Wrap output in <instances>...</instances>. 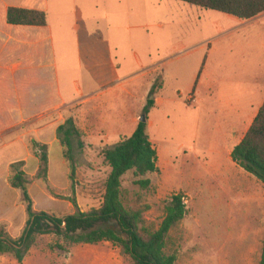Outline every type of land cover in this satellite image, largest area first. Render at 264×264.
<instances>
[{"label":"rangeland","instance_id":"1","mask_svg":"<svg viewBox=\"0 0 264 264\" xmlns=\"http://www.w3.org/2000/svg\"><path fill=\"white\" fill-rule=\"evenodd\" d=\"M1 1L47 12L57 68H43L52 54L43 52L48 43H38L32 27H20L32 34L33 44L19 50L18 61L34 69L28 80L20 79V112L24 114L18 124L7 128V120L0 125V210L14 223L0 225L14 238L26 226L23 192L11 185L17 170L30 180L28 190L37 211L60 217L71 214L77 210L71 199L78 202V192L85 211L100 207L110 172L103 149L131 136L133 118L145 115L149 99H156L163 87L166 102L149 108L153 124L147 129L159 152V172L138 177L127 172L122 180L123 201L128 207L141 208L147 225L159 227L173 194H183L187 214L170 234L171 247L178 250L177 264H244L239 258L238 235L249 233L256 221L251 210L246 211L251 205L246 206L239 196L242 183L230 168L226 116L208 98L202 71L208 64L209 71L223 82L243 84L250 78L264 87V21L231 24L223 12L181 0H131L129 19L107 0ZM2 16L0 11V23ZM220 19L232 29L222 33ZM78 25L94 30L101 48L83 49L82 67L78 34L83 29L79 33ZM108 37L119 42L116 50L105 51L102 40ZM89 38L94 37L82 35L83 44ZM129 38L130 44L125 43ZM211 48L216 49L212 58ZM135 53L143 59L144 68L137 65ZM107 55L116 57L122 75L130 76L129 92L108 85ZM98 56L103 59L93 61ZM157 63L148 73L154 74V86L161 82L163 86L154 90L149 85L152 79L144 73L145 67ZM27 109L34 113L27 115ZM68 119L81 133L72 138L73 179L62 144L64 133L58 131ZM90 119L94 127L84 125ZM43 153L48 155L46 172ZM146 178L151 180L149 187L136 183ZM59 243L53 233L40 235L22 262L12 254H0V264H133L110 241L79 243L67 251L58 249ZM253 258L251 264L260 263L258 256Z\"/></svg>","mask_w":264,"mask_h":264},{"label":"trees","instance_id":"2","mask_svg":"<svg viewBox=\"0 0 264 264\" xmlns=\"http://www.w3.org/2000/svg\"><path fill=\"white\" fill-rule=\"evenodd\" d=\"M193 6L216 10L252 19L264 12V0H181ZM7 22L14 25L46 26L47 12L42 9L9 6ZM162 83L154 86L161 88ZM155 99H149L145 109L146 120L139 121L131 136L122 139L113 147L104 148L102 154L110 167L105 182V192L100 207L82 211L75 198L71 202L77 210L60 217L34 208L32 196L28 190L30 180L22 170H17L11 180L14 188L21 189L28 219L20 237H12L3 225H0V254H12L22 262L37 243L38 236L53 233L58 236V249L67 251L68 246L86 243L97 244L110 241L120 247L124 254L133 260V264H177L178 250L171 247V231L175 229L187 214V205L181 193L173 194L166 206L165 216L159 227L146 224L141 208L128 207L122 197L123 176L129 172L138 176L159 172L158 152L147 132L149 108ZM64 133L62 144L70 160L71 179L76 166L72 156V138L81 133L76 129L73 119H68L58 128ZM83 145V143H80ZM234 161L248 172L264 182V103L253 124L232 152ZM43 171L48 168V155L43 153ZM143 188L151 185L149 178L136 181ZM62 242V244H61ZM260 264H264V239Z\"/></svg>","mask_w":264,"mask_h":264},{"label":"crops","instance_id":"3","mask_svg":"<svg viewBox=\"0 0 264 264\" xmlns=\"http://www.w3.org/2000/svg\"><path fill=\"white\" fill-rule=\"evenodd\" d=\"M107 2L112 5H116L118 11H121L122 17H126L128 19L130 18L131 11L129 9L130 8L129 4L131 0H107ZM0 3H2L0 7V11H2L3 14L2 16L3 21L0 23V125H2L4 122L8 120L10 124L6 127L13 128L14 125L18 124L20 115L24 114V112H20V79L26 77V79L28 80L31 70L34 69V66L31 65L23 66L22 63L18 61L19 58L18 54H19V50L22 49V47L25 48L28 45H32L33 42L29 40L32 34L28 35L24 31L25 29H20V27L27 25H14L7 22V9L9 6H19V7L34 8V9H38V8L27 6L25 4L3 2L1 0ZM224 14H226L224 15L226 17L224 18L229 20L231 24L238 23L243 25V24L251 23L253 21H260V20L264 21V12L252 19H241L231 14H227V13ZM119 18L121 19V17ZM217 21L219 25H223L221 19ZM229 26L230 27H228L227 25L225 26L223 25L219 27L220 29H222L221 30L222 33H226L229 28L232 29L233 27L231 25ZM28 27H32L33 30H36L38 43H42V44L48 43L47 44L49 46L48 50L45 49L47 48V46H45L43 52L50 51L52 53L50 54V57L48 55L47 57L48 63L44 62L45 64L43 65V68L46 69L57 68L56 55L54 53L55 45L53 43L54 41L53 28L49 24H47L46 26H28ZM80 29L81 30L83 29V32L82 34H80V36L78 34L79 37L78 60L80 67H82L83 49L88 48L89 51L93 52V51H101V48H98L99 47L97 43L98 36H95V33H93L94 30H92L91 28L88 29L87 27L82 28V26L78 25L79 33L81 31ZM82 35H86L87 37H90V35H92L94 38L91 40L90 38L86 40L87 44L85 45L82 42ZM128 36H130L129 32H128ZM131 41L132 40H130L129 38L125 40V43L130 44ZM102 46L104 47L105 51L107 50L112 51L113 48L116 50L119 47V42L116 41L113 37L112 39L108 37V39L102 40ZM215 50L216 49L211 48L209 53L210 58H212ZM135 58L137 61V65L144 68L145 65L144 61L137 53H135ZM101 59L103 58L98 56V60L97 59L94 60L92 59V60L99 62ZM107 63L110 65H108L107 67L108 69L106 70V72H108V80L109 79L111 80V82L108 85H116V87H114V90H116L117 87H119V89L129 92L130 88H127V86H129L130 84L129 81L130 76L122 75V72L119 70L121 68V65L119 62H117L116 57L114 58L112 55H107ZM159 65L160 64L157 63L149 67H145L146 70L144 76L145 77L149 76L147 78L152 79L149 82L151 88L152 86H154V82H155L154 78H152L154 74L153 76H151L152 73L150 74L148 72L151 71V68H155ZM46 73L49 74L50 77H52L53 75V73H48L47 71ZM160 74L163 79L162 73ZM205 77L207 80L206 86L208 87V96H209L208 98H210V100H213L215 102L214 105H216L215 108L219 110L223 116H226V120H225L226 125L224 127L226 128L227 130L226 132L229 135L228 153L230 154L229 159H231L230 168L232 170L234 169L233 170L234 173L237 175V178L241 179V183H242L239 189L240 191L239 196L242 199V202L246 206L251 205V209L249 208L246 211L248 212L249 210H251V215L254 216L256 221V223L254 222V225L251 226V231H249V233L243 231L238 235L239 236L238 243H239V251H240L239 258L244 262V264H251L252 260L254 259L253 258L254 256L255 257L258 256L260 261L262 257L263 239H264V182H262L254 174L248 172L242 166L237 164L232 158V152L235 146L241 142V140L243 139V137L245 136V134L253 124L261 106L264 103V87H261L257 82V80L253 81V79L250 78H249L250 80L247 79L248 82H245L243 84L223 82L222 80L217 78V76L214 73H211L209 71L208 64L206 65L204 64V68L202 71V78L204 79ZM161 83L163 84V82ZM148 91H150L149 88ZM163 93L164 91L162 87V89H160L157 92L155 104L152 107V109L159 108L161 104H164L166 102ZM64 103L65 102L58 104H64ZM86 103H88V101H86ZM28 108L30 107L28 106ZM26 112L28 113L27 115H31L34 113L32 111H29L28 109ZM89 114L90 113L88 111H83V115L90 116ZM139 121L140 119L133 118L132 120L133 126L131 129L132 134L136 130ZM92 123L93 122L90 119L89 124L85 122L84 125L85 126L90 125L91 127H94ZM152 124H153V120H152V115L150 114L148 116L147 129H150ZM117 131H121V130L118 129ZM152 143L154 144L153 141ZM87 145L91 146L93 144L89 143ZM154 146L156 147L155 144ZM158 159H159V152H158ZM158 167L160 168L159 160H158ZM77 203L79 208L82 211H85V209L83 208L84 201L82 196L79 194V192H78ZM4 215L5 213H3L2 210H0V224L9 223L10 225H13L14 223L11 221V219Z\"/></svg>","mask_w":264,"mask_h":264},{"label":"water","instance_id":"4","mask_svg":"<svg viewBox=\"0 0 264 264\" xmlns=\"http://www.w3.org/2000/svg\"><path fill=\"white\" fill-rule=\"evenodd\" d=\"M140 120L145 121V120H146V116L143 115V116L140 118Z\"/></svg>","mask_w":264,"mask_h":264},{"label":"built area","instance_id":"5","mask_svg":"<svg viewBox=\"0 0 264 264\" xmlns=\"http://www.w3.org/2000/svg\"><path fill=\"white\" fill-rule=\"evenodd\" d=\"M183 200H184V202L186 203V199H185V197H183Z\"/></svg>","mask_w":264,"mask_h":264}]
</instances>
